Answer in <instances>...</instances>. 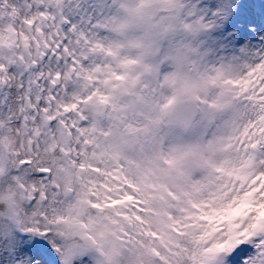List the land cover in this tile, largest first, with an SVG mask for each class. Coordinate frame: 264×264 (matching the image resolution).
Masks as SVG:
<instances>
[{"label": "snow or ice", "instance_id": "6c2138e0", "mask_svg": "<svg viewBox=\"0 0 264 264\" xmlns=\"http://www.w3.org/2000/svg\"><path fill=\"white\" fill-rule=\"evenodd\" d=\"M0 264H264V0H0Z\"/></svg>", "mask_w": 264, "mask_h": 264}]
</instances>
